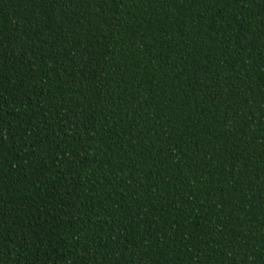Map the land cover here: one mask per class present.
Segmentation results:
<instances>
[{
  "label": "trees",
  "instance_id": "trees-1",
  "mask_svg": "<svg viewBox=\"0 0 264 264\" xmlns=\"http://www.w3.org/2000/svg\"><path fill=\"white\" fill-rule=\"evenodd\" d=\"M0 264H264V0H0Z\"/></svg>",
  "mask_w": 264,
  "mask_h": 264
}]
</instances>
